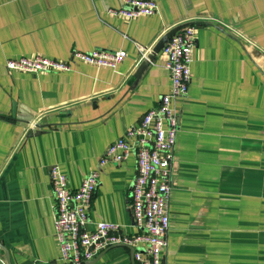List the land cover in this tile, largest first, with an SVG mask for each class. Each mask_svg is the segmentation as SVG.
Masks as SVG:
<instances>
[{
  "label": "crops",
  "instance_id": "0c3cea01",
  "mask_svg": "<svg viewBox=\"0 0 264 264\" xmlns=\"http://www.w3.org/2000/svg\"><path fill=\"white\" fill-rule=\"evenodd\" d=\"M124 1L0 0V264H57L51 165L72 189L99 170L89 230L103 221L144 233L132 215L135 155L100 160L170 92L162 47L187 24L197 41L189 92L177 100L163 264H264V0H154L155 15L130 21L108 12ZM137 43L153 49L154 64L139 62ZM76 50L127 57L112 69L73 59ZM36 55L72 69L6 68ZM86 264L139 263L116 246Z\"/></svg>",
  "mask_w": 264,
  "mask_h": 264
},
{
  "label": "built area",
  "instance_id": "2783aa9c",
  "mask_svg": "<svg viewBox=\"0 0 264 264\" xmlns=\"http://www.w3.org/2000/svg\"><path fill=\"white\" fill-rule=\"evenodd\" d=\"M154 0H125L109 14L126 20L156 14ZM197 41V27L187 24L172 34L163 45L165 68L171 75V90L163 95L157 107L148 110L139 123L106 149L100 166L120 164L136 157L137 172L131 190L134 227L143 234H125L120 225L97 222L89 230L94 194L100 181L98 169L91 170L77 189L58 165L49 167L55 212L54 226L61 255L57 264H86L102 251L116 246L131 249L133 261L139 264H163L169 246L170 200L173 191L175 149L180 126L177 100L186 97L192 81V64ZM139 62L154 64L151 47L136 44ZM73 59L85 64L116 69L127 57L125 50L89 52L74 51ZM72 61L41 55L8 59L6 68L19 73L68 72ZM28 124V123H27ZM35 124L31 132L38 130Z\"/></svg>",
  "mask_w": 264,
  "mask_h": 264
},
{
  "label": "water",
  "instance_id": "95a60500",
  "mask_svg": "<svg viewBox=\"0 0 264 264\" xmlns=\"http://www.w3.org/2000/svg\"><path fill=\"white\" fill-rule=\"evenodd\" d=\"M25 120L31 121V120H32V117H29V118H27V119H25Z\"/></svg>",
  "mask_w": 264,
  "mask_h": 264
}]
</instances>
